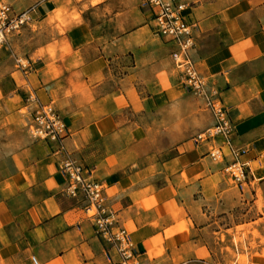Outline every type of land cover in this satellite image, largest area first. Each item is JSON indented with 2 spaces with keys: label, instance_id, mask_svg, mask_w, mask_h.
<instances>
[{
  "label": "crops",
  "instance_id": "obj_1",
  "mask_svg": "<svg viewBox=\"0 0 264 264\" xmlns=\"http://www.w3.org/2000/svg\"><path fill=\"white\" fill-rule=\"evenodd\" d=\"M175 1L194 25V67L234 126V158L250 165L264 157V0ZM40 2L37 9L49 7ZM73 3L79 21L55 44L31 48L28 69L15 68V45L0 49V264H33L32 256L38 264H115L88 201L69 193L67 160L104 184L108 211L140 264L195 258L209 226V206L198 205L212 174L204 148L157 126L166 104L178 103L163 88L182 84L174 46L155 32L144 0ZM50 46L55 59L38 51ZM32 96L61 114L60 143L30 132ZM163 147L173 149L167 158Z\"/></svg>",
  "mask_w": 264,
  "mask_h": 264
},
{
  "label": "rangeland",
  "instance_id": "obj_2",
  "mask_svg": "<svg viewBox=\"0 0 264 264\" xmlns=\"http://www.w3.org/2000/svg\"><path fill=\"white\" fill-rule=\"evenodd\" d=\"M0 1L10 4L16 10H22L41 0ZM47 4L49 7L42 5L44 7L36 10L32 22L9 34L1 47L9 43L16 46L18 54L13 61L17 70H22L18 62L25 64V69L29 68L26 57L31 48L42 45L49 38L52 41L54 36L63 34L69 25L79 21L78 8L73 0H51ZM38 51L40 54L48 53V59L56 58L52 52L53 46L46 50L39 48ZM163 88L167 89L170 99L178 103L166 104L157 126L165 128L179 142L187 139L195 145L194 138L202 134L203 139L198 143L200 149L204 148L207 154L208 150L214 151L222 146L225 155L215 159L208 156L211 164L209 173L212 175L204 183L203 200L198 206H209V226L203 236L205 246L199 248L195 258H206L213 264H249L259 261L264 264V260H261L264 259V157L250 165L238 167L237 163L235 167L230 166L237 160L229 153L221 136L214 134L215 119L205 98L193 94L176 81L172 87L164 83ZM212 90L207 86L210 99H215L218 104L217 93L212 94ZM11 104L16 106L20 102L11 101ZM25 112V109L20 110V113ZM29 128L31 132L32 127ZM206 136L210 137L209 140H204ZM172 153L171 147L161 148L162 158ZM182 178L185 180L184 174Z\"/></svg>",
  "mask_w": 264,
  "mask_h": 264
},
{
  "label": "built area",
  "instance_id": "obj_3",
  "mask_svg": "<svg viewBox=\"0 0 264 264\" xmlns=\"http://www.w3.org/2000/svg\"><path fill=\"white\" fill-rule=\"evenodd\" d=\"M48 1L51 0H41V2L45 3ZM144 3L152 13V20L157 35L165 38L174 46L170 55L181 78L182 85L193 94L205 98L211 107L215 119L214 134L221 136L222 142L227 145L229 153L234 156L235 151L230 146V135L234 132V126L227 116V110L220 102L216 104L215 99H210L207 94V81L195 69L190 58L189 51L194 45V25L188 22L183 14L186 4L175 0H144ZM38 7L39 2L22 10H16L10 4L0 1V48L7 40L9 34L18 31L21 27L33 21V15ZM18 63L24 70L25 64ZM211 93L214 94L216 92L212 90ZM29 99L34 103L30 125L32 127V135L60 143L66 132L61 114L52 103L42 104L35 96ZM209 138V136H206L204 140H209ZM202 139L203 136L198 134L194 141L199 143ZM207 154L212 159L223 157V147L218 146L214 151L208 150ZM237 163L238 167L242 166L238 161H234L230 166L235 167ZM61 172L68 179L69 193L76 195L80 191L88 201L85 212L86 214L90 212L88 216L93 220L96 235L114 250L117 257L115 264H140L135 259V248L129 233L124 227L115 224L116 220L113 214L108 211L104 184L91 178L88 170L70 160L63 163ZM31 259L33 264H38L34 256ZM178 264H213V262L206 258H192L182 260Z\"/></svg>",
  "mask_w": 264,
  "mask_h": 264
},
{
  "label": "bare ground",
  "instance_id": "obj_4",
  "mask_svg": "<svg viewBox=\"0 0 264 264\" xmlns=\"http://www.w3.org/2000/svg\"><path fill=\"white\" fill-rule=\"evenodd\" d=\"M201 136H203L202 134H201ZM241 260H243V258H241ZM243 261H245V259L243 260ZM261 262V261H260ZM240 263H242V262H240ZM244 263V262H243Z\"/></svg>",
  "mask_w": 264,
  "mask_h": 264
}]
</instances>
